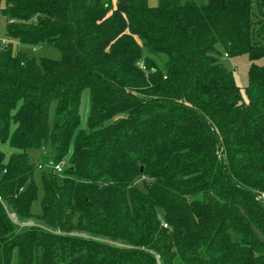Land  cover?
Wrapping results in <instances>:
<instances>
[{"label":"trees","instance_id":"obj_1","mask_svg":"<svg viewBox=\"0 0 264 264\" xmlns=\"http://www.w3.org/2000/svg\"><path fill=\"white\" fill-rule=\"evenodd\" d=\"M2 12L0 264L14 251L16 264H264V0H4ZM216 44L248 55L247 101Z\"/></svg>","mask_w":264,"mask_h":264},{"label":"rangeland","instance_id":"obj_2","mask_svg":"<svg viewBox=\"0 0 264 264\" xmlns=\"http://www.w3.org/2000/svg\"><path fill=\"white\" fill-rule=\"evenodd\" d=\"M150 6H155L158 3V0H147ZM186 1V0H182ZM206 0H198L199 3L205 2ZM4 7V0H0V40H6V26H7V18L2 12ZM23 49L28 51H33L35 55L43 56L51 59H59L61 57L60 51L55 48L54 46L50 45L49 43H43L42 45L31 47L28 45H21L18 42H14V49ZM216 49L219 51L220 62L231 71L235 83L239 86L241 95L245 101H247V95L245 92V86L248 83V67L250 64L249 58L247 54H241L236 56H229L225 54L223 47L221 44H216ZM263 59L257 61L261 63ZM79 114H80V128L87 129L88 127V114H89V91L88 89H84L81 94V99L79 103ZM53 115H54V105H52L50 112H49V121L53 123ZM0 148L6 151L7 154L11 151V149L5 145L0 144ZM29 157L34 160L35 162L41 161L42 158V150L37 148L28 149ZM69 166L68 159H64L63 168H67ZM48 170L47 166H43L42 168H36L34 172V180L38 187V193L36 199L32 202L31 205V212L35 215H38L41 212V199L43 196V188L41 182V174L42 172H46ZM136 185L143 189L142 180L136 181ZM10 218L21 225L23 224H40L39 221L32 218L24 222H18L14 213H9ZM100 240L110 242L112 244L121 246L124 245L122 242H112L108 238L99 237ZM17 262V253L16 251L13 252V256L11 259V264H16ZM178 264H183L178 261Z\"/></svg>","mask_w":264,"mask_h":264},{"label":"built area","instance_id":"obj_3","mask_svg":"<svg viewBox=\"0 0 264 264\" xmlns=\"http://www.w3.org/2000/svg\"><path fill=\"white\" fill-rule=\"evenodd\" d=\"M5 41H2V43H5ZM63 163H64V160H62L61 162H59L58 164H56L54 166V170L56 171V173H62L63 172V170H64ZM261 197L264 199V194H261Z\"/></svg>","mask_w":264,"mask_h":264},{"label":"water","instance_id":"obj_4","mask_svg":"<svg viewBox=\"0 0 264 264\" xmlns=\"http://www.w3.org/2000/svg\"><path fill=\"white\" fill-rule=\"evenodd\" d=\"M70 169H72V166L70 167Z\"/></svg>","mask_w":264,"mask_h":264}]
</instances>
